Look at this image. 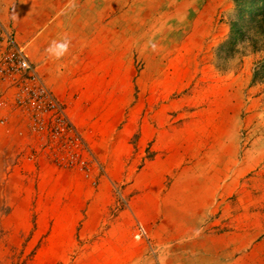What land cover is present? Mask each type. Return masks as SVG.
<instances>
[{
  "label": "rangeland",
  "instance_id": "rangeland-1",
  "mask_svg": "<svg viewBox=\"0 0 264 264\" xmlns=\"http://www.w3.org/2000/svg\"><path fill=\"white\" fill-rule=\"evenodd\" d=\"M119 9L136 21L138 124L147 105L144 65L154 74V58H169L174 44L182 52L183 64L168 66L182 80L172 86L169 75L167 109L158 111L153 97L146 112L147 121L162 124L158 144L153 130L137 146V130L120 161L110 142L106 158L94 157L103 177L91 184L70 172L69 190L59 187L66 181L60 172L52 190L42 191L34 176L19 178L25 188L11 191L0 161V264H159V245L174 243L177 223L197 212L200 173L220 175L226 165L230 185L210 202L202 227L220 234L246 228V256L232 252L225 264H264V0H120ZM186 148L194 158L176 159ZM54 200L66 205L42 204ZM105 248L114 255L101 256Z\"/></svg>",
  "mask_w": 264,
  "mask_h": 264
},
{
  "label": "crops",
  "instance_id": "crops-1",
  "mask_svg": "<svg viewBox=\"0 0 264 264\" xmlns=\"http://www.w3.org/2000/svg\"><path fill=\"white\" fill-rule=\"evenodd\" d=\"M119 1L0 0V24L13 31L16 42L24 47L37 73L63 104L68 117L97 161L107 157L110 142L112 158L120 161L127 158L131 154L128 142L137 130V146L142 147L152 140L153 130L154 144H158L156 137L161 132L162 124L147 121L146 112L152 110L153 97L158 98V111L167 109L164 101L169 95V75L175 78L176 84H170L172 86H177L182 80L180 71L176 69L183 64L182 52L178 51L177 44H174L175 49H172L169 58L160 55L153 59L154 62L159 61V72L152 74L151 67L145 64L144 78H149V81L144 84L143 96L147 105L145 109L143 104L145 116L141 123H137L136 103L132 99L136 80L133 59L137 47L136 21L130 11H120ZM159 24L162 25V20ZM169 64H174L176 71L169 72ZM153 78L157 83L154 90ZM13 139V136L4 135L0 129L3 155L0 161L2 171L6 174L5 184L11 191L17 192L26 186L19 178L23 180L36 175L39 179L36 186L41 180L42 191L52 190L51 178L60 172L54 173L47 167H38L37 174L30 172L31 169L16 157L18 145ZM189 149L175 154L176 159H183L184 153L194 158L192 149H195ZM190 169L187 171H192ZM230 170L231 167L226 165L220 175H210L207 170L200 173L203 176L199 183L203 182V185L194 187L199 194L197 212L195 216L186 217L177 223L181 227L177 226L175 237L170 239L174 243L159 245V264H225L224 258L232 252L236 253L237 258L246 256V228H240L239 232L220 234L210 231L209 227H202L207 223L210 202L215 200L217 193L224 192L225 182L230 185L229 177H225L226 171ZM61 173H64L66 181L59 187L69 190L72 187V174ZM103 175L104 172L101 177ZM42 204L64 206L66 202L54 200ZM110 249H102L101 256H113L114 249Z\"/></svg>",
  "mask_w": 264,
  "mask_h": 264
},
{
  "label": "built area",
  "instance_id": "built-area-1",
  "mask_svg": "<svg viewBox=\"0 0 264 264\" xmlns=\"http://www.w3.org/2000/svg\"><path fill=\"white\" fill-rule=\"evenodd\" d=\"M0 129L13 136L18 145L16 157L30 172L36 173L38 167L54 173L75 172L91 184L103 173L24 47L16 42L13 31L1 24Z\"/></svg>",
  "mask_w": 264,
  "mask_h": 264
}]
</instances>
